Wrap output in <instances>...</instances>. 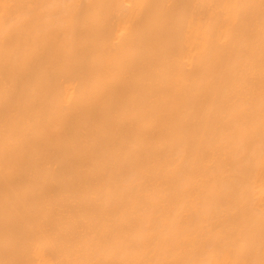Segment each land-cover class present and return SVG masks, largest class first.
I'll return each mask as SVG.
<instances>
[{"label": "bare ground", "instance_id": "1", "mask_svg": "<svg viewBox=\"0 0 264 264\" xmlns=\"http://www.w3.org/2000/svg\"><path fill=\"white\" fill-rule=\"evenodd\" d=\"M0 264H264V0H0Z\"/></svg>", "mask_w": 264, "mask_h": 264}]
</instances>
